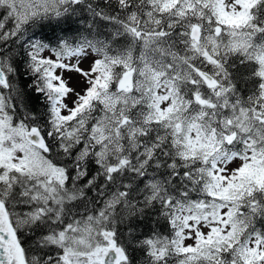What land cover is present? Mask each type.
<instances>
[{"label":"snow or ice","instance_id":"obj_1","mask_svg":"<svg viewBox=\"0 0 264 264\" xmlns=\"http://www.w3.org/2000/svg\"><path fill=\"white\" fill-rule=\"evenodd\" d=\"M0 264H264V0H0Z\"/></svg>","mask_w":264,"mask_h":264},{"label":"rangeland","instance_id":"obj_2","mask_svg":"<svg viewBox=\"0 0 264 264\" xmlns=\"http://www.w3.org/2000/svg\"><path fill=\"white\" fill-rule=\"evenodd\" d=\"M84 67H87V64H85ZM235 166H236L235 164L231 165V167H235ZM190 242H191V241H189V243H190Z\"/></svg>","mask_w":264,"mask_h":264},{"label":"trees","instance_id":"obj_3","mask_svg":"<svg viewBox=\"0 0 264 264\" xmlns=\"http://www.w3.org/2000/svg\"><path fill=\"white\" fill-rule=\"evenodd\" d=\"M24 83H27V81H24Z\"/></svg>","mask_w":264,"mask_h":264}]
</instances>
